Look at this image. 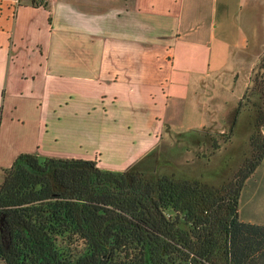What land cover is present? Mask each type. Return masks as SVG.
<instances>
[{
    "label": "crops",
    "instance_id": "obj_1",
    "mask_svg": "<svg viewBox=\"0 0 264 264\" xmlns=\"http://www.w3.org/2000/svg\"><path fill=\"white\" fill-rule=\"evenodd\" d=\"M260 2L46 0L35 5L30 0L19 4L0 0V114L2 117L7 100L29 94L38 105L36 121L42 135L35 139L33 149L14 145L13 150L6 151L1 156L3 166L13 163L20 153L36 152L97 160L102 168L125 170L156 146L165 124L173 126L167 119L171 103L179 104L177 113L182 112V116L191 99L197 110L205 109L199 96L208 85L214 97L203 112L209 118L210 104L230 101L225 96L218 101L217 95L236 89L243 78L239 71L264 61L260 58L264 56V26L252 24L254 20L264 21V15L259 19ZM219 9L224 12L223 19L233 18L238 25L235 43L225 39L216 46L214 42ZM219 48L226 52L223 58L239 48L244 51L233 55H246L239 57L241 68L231 73V85L229 78L221 85L213 78V70H223L226 64L223 58H216ZM54 99L60 107L52 110L49 104ZM72 103L79 104L67 108ZM182 103L184 108H180ZM15 108L13 103L11 110ZM57 115L98 120L105 132L114 130L113 124L121 121L129 135L143 132L145 136L118 147L108 144L86 158L76 153L59 155L46 142ZM208 118L187 126L188 130L204 126ZM153 121L161 125L157 132L150 131L155 127Z\"/></svg>",
    "mask_w": 264,
    "mask_h": 264
},
{
    "label": "trees",
    "instance_id": "obj_2",
    "mask_svg": "<svg viewBox=\"0 0 264 264\" xmlns=\"http://www.w3.org/2000/svg\"><path fill=\"white\" fill-rule=\"evenodd\" d=\"M254 147L222 186L168 174L151 180L137 162L110 170L97 160L20 153L0 182V261L264 264V224L239 212L264 139Z\"/></svg>",
    "mask_w": 264,
    "mask_h": 264
},
{
    "label": "rangeland",
    "instance_id": "obj_3",
    "mask_svg": "<svg viewBox=\"0 0 264 264\" xmlns=\"http://www.w3.org/2000/svg\"><path fill=\"white\" fill-rule=\"evenodd\" d=\"M260 3L262 17L259 19L263 20L264 1L261 0ZM223 13L219 9L217 16L219 26L214 39L216 46L225 39L231 43L237 41L239 28L232 18L233 12L229 15L232 18L230 21L223 19ZM252 24L262 25L263 28L264 21L261 24L254 20ZM261 36V41L264 44V33ZM243 51L239 48L234 53L239 54ZM225 54L226 52L220 48L217 49V60H222ZM233 54L223 58L226 61L223 70H213L215 77L210 75L215 79L214 81H217L218 85L223 84L233 71L241 68L242 63L238 62L239 57H246L244 54L241 56H234ZM262 57L264 56L261 55L260 58ZM239 74L241 77L243 76L241 79L243 82L245 76L246 82L242 83L241 81L232 91L229 88V95H227L228 93L217 95L218 101H220V96L229 97L230 101L227 100L228 104L221 102L210 104L212 114L209 115V118L207 112L203 111L209 105V100L214 97L212 93L209 94L210 85L199 96L202 108L205 107L201 112L192 105V99L188 100L186 113L183 110L185 113L183 116L181 115L182 112L180 115L177 113L179 104L171 103L167 119H171L173 126L165 124L163 132L159 134L156 146L145 153L137 161V164H132L133 168L144 173V177L151 180L157 179L159 175L168 174L177 178L200 180L216 186H222L233 181L239 169L248 164L258 152L254 147L257 142L251 143L253 136L258 135L261 140L264 139V121L263 124L259 121L261 118L264 119L263 59L260 65L257 64L254 67L241 70ZM210 77L208 76L206 79ZM229 82L231 85V79ZM212 90L216 93L214 89ZM30 96L28 94L19 100L17 97H13L5 103L3 118L0 119V182L4 177L2 167L12 165L11 163L3 166L1 156L6 151L13 150L15 146L17 149H33L35 139L42 136L36 121L39 111L38 105L30 99ZM13 103L16 105L14 111L11 110ZM78 104L72 103L67 108L74 109ZM184 104L182 103L180 108H184ZM49 105L52 110L60 107V103L56 102L55 99ZM206 118L208 121L204 126L198 127L196 130H188L187 126L191 127L196 124V121L199 125ZM107 121L113 123L111 119ZM80 122L84 125L81 124L78 128ZM152 123L154 126L157 122L153 121ZM113 125H116L114 130L105 132L102 129L105 127L100 126L98 120L75 117L61 118V115H57L56 119L52 121L49 135L46 136L47 147L61 153L59 155L76 153L86 158L94 155V152L99 151V148L102 149L108 144H114V147H118V144L131 142L133 138L142 139L145 136L143 132L129 135L127 129H123L121 121H116ZM155 127H151L150 131L157 132L161 125L157 124ZM239 212L243 221L264 224V158L245 183L241 192ZM0 264H4V262L0 261Z\"/></svg>",
    "mask_w": 264,
    "mask_h": 264
},
{
    "label": "built area",
    "instance_id": "obj_4",
    "mask_svg": "<svg viewBox=\"0 0 264 264\" xmlns=\"http://www.w3.org/2000/svg\"><path fill=\"white\" fill-rule=\"evenodd\" d=\"M22 0H16V3L19 4ZM35 5L44 4L46 0H30Z\"/></svg>",
    "mask_w": 264,
    "mask_h": 264
},
{
    "label": "flooded vegetation",
    "instance_id": "obj_5",
    "mask_svg": "<svg viewBox=\"0 0 264 264\" xmlns=\"http://www.w3.org/2000/svg\"><path fill=\"white\" fill-rule=\"evenodd\" d=\"M263 119L261 118L259 121H262ZM253 142H251V143H254V142H259L261 139L259 138V136L258 135H255V136H253Z\"/></svg>",
    "mask_w": 264,
    "mask_h": 264
}]
</instances>
